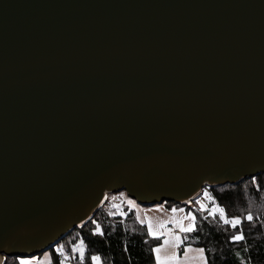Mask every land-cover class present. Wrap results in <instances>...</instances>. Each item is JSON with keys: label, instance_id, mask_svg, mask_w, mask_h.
Returning <instances> with one entry per match:
<instances>
[{"label": "water", "instance_id": "obj_1", "mask_svg": "<svg viewBox=\"0 0 264 264\" xmlns=\"http://www.w3.org/2000/svg\"><path fill=\"white\" fill-rule=\"evenodd\" d=\"M262 161L264 0H0V233L57 242L120 190L191 209Z\"/></svg>", "mask_w": 264, "mask_h": 264}, {"label": "trees", "instance_id": "obj_2", "mask_svg": "<svg viewBox=\"0 0 264 264\" xmlns=\"http://www.w3.org/2000/svg\"><path fill=\"white\" fill-rule=\"evenodd\" d=\"M258 176L259 187L253 185L250 178L235 183L205 186L217 203L225 208L229 217H244L252 213L254 220H244L242 223L246 237L243 242L231 243L228 237L234 234L235 229L224 225L218 217L204 218L207 214L195 211L198 207L195 203L191 208L197 217V227L196 231L188 234V242L206 249L209 264H240L241 259L250 261V264H264V174ZM183 206L188 208L187 205ZM124 210H128L127 206ZM110 211L115 210L106 205L97 208L83 226L75 227L57 242L64 244L70 252L71 244L82 237L88 246L86 256L99 254L102 264H154L151 248L159 241L147 235L146 227L137 221L132 209L124 217L119 214L110 216ZM93 220L101 225L105 233L103 236L92 235ZM72 264L77 262L73 261ZM86 264H90V261L86 260Z\"/></svg>", "mask_w": 264, "mask_h": 264}, {"label": "snow or ice", "instance_id": "obj_3", "mask_svg": "<svg viewBox=\"0 0 264 264\" xmlns=\"http://www.w3.org/2000/svg\"><path fill=\"white\" fill-rule=\"evenodd\" d=\"M261 163L264 164V161ZM250 180L253 185L259 187L258 175H251ZM198 197L194 201L190 198L187 201H183V203L191 204L194 202L198 206L195 211L207 214L204 218L212 217L215 219L218 217L224 225L235 229L234 234L228 237L231 243L238 244L245 241L246 237L242 229V223L244 220L248 222L254 220L251 212L244 217H229L225 208L217 203L216 198L208 187L202 188ZM104 199H107V196ZM127 205L130 210L137 207L135 202L130 199L127 200ZM112 208L115 211H110L108 213L110 216L116 214L120 216L126 215L122 210L121 204L114 203ZM156 210L160 211L161 206H157ZM178 213L182 215H177ZM136 219L141 225H146L149 237L160 241V243L151 248L155 264H209L206 249L204 247L194 248L192 242H188V234L196 231L197 227V217L193 211L185 213L184 208L172 207L171 215L167 219L158 220L154 223L151 218L147 216L142 218L139 213H137ZM92 224L94 225L91 230L93 236H103L105 234L98 222L93 220ZM83 225L84 221H81L77 226L81 227ZM169 225L172 227H169ZM37 244L43 245V247H35ZM181 249L183 250L182 255L180 254ZM244 250L247 251V248ZM87 251L88 246L82 237L71 244L69 252L64 244L55 241L46 242L40 236L23 233L5 236L0 233V264H72L73 261H76L77 264H86V260L90 261V264H102L99 254L94 253L86 256ZM236 255L239 256L240 254L236 253ZM240 264H250V261L246 262L241 259Z\"/></svg>", "mask_w": 264, "mask_h": 264}, {"label": "rangeland", "instance_id": "obj_4", "mask_svg": "<svg viewBox=\"0 0 264 264\" xmlns=\"http://www.w3.org/2000/svg\"><path fill=\"white\" fill-rule=\"evenodd\" d=\"M258 172H260V171H258ZM260 174H264V173H260ZM244 177H248V175H245ZM205 186H209V185H203V187H205ZM106 196H107V199L102 203L101 206L106 205V206H110L112 208V204H114V203L115 204H121L122 210L127 214V212L130 211V209H129L128 205H127V200L130 199V200L134 201L135 204L137 205V207L132 208L134 213L136 215H137V213H139L142 218L144 216H147V217L151 218L154 223L156 221H158V220L167 219L171 215V208L172 207L184 208L185 213H187L188 211H192L189 208L188 205H187L188 208H186L183 205H175L176 203L174 204V202H171V201H167V202L163 201L161 203L157 202V203H154V204H151V205H143V204L139 203L137 200H135L133 198H130L128 196V194L126 193V191H123V190L106 193ZM196 198H199V197H196ZM191 204L193 206L194 202L191 203ZM125 206H127V209H128L127 211L124 210ZM157 206H161V210L160 211L156 210ZM177 215H182V214L178 213ZM185 223H187V221H185ZM144 226L146 227V225H144ZM169 227H172V226L169 225ZM146 230H147V227H146ZM159 243H160V241H159ZM192 246L194 248L197 247V246H194V245H192ZM180 254L181 255L183 254V250H181Z\"/></svg>", "mask_w": 264, "mask_h": 264}, {"label": "built area", "instance_id": "obj_5", "mask_svg": "<svg viewBox=\"0 0 264 264\" xmlns=\"http://www.w3.org/2000/svg\"><path fill=\"white\" fill-rule=\"evenodd\" d=\"M193 200H195V199H193ZM182 250V249H181Z\"/></svg>", "mask_w": 264, "mask_h": 264}]
</instances>
